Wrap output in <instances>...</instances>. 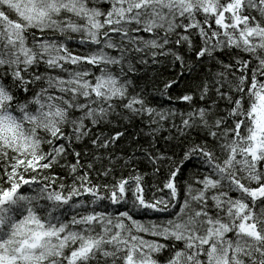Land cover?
<instances>
[{"label":"snow or ice","instance_id":"1","mask_svg":"<svg viewBox=\"0 0 264 264\" xmlns=\"http://www.w3.org/2000/svg\"><path fill=\"white\" fill-rule=\"evenodd\" d=\"M0 264H264V0H0Z\"/></svg>","mask_w":264,"mask_h":264}]
</instances>
